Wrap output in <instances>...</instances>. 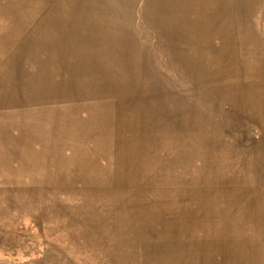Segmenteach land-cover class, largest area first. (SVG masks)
Instances as JSON below:
<instances>
[{"label": "rangeland", "instance_id": "1", "mask_svg": "<svg viewBox=\"0 0 264 264\" xmlns=\"http://www.w3.org/2000/svg\"><path fill=\"white\" fill-rule=\"evenodd\" d=\"M48 12L97 43L72 122L122 173L2 193L0 264H264V0H0V75Z\"/></svg>", "mask_w": 264, "mask_h": 264}, {"label": "crops", "instance_id": "2", "mask_svg": "<svg viewBox=\"0 0 264 264\" xmlns=\"http://www.w3.org/2000/svg\"><path fill=\"white\" fill-rule=\"evenodd\" d=\"M41 16L31 34L32 44H18V49L28 46L36 52L32 73L21 72L17 66L13 75H0V195L23 189L28 179L33 185L52 188L58 181L100 188L101 181L115 180L122 173L118 166L123 156L104 162L98 143L79 132L93 127L72 122L74 117L88 119L92 113L84 102L89 97L86 86L92 82L88 69L97 64L87 59L88 52H97V43L89 48L87 27L78 22L67 27L65 15L48 12ZM93 35L96 40L100 34ZM103 66L97 65L100 70ZM41 71L46 75L41 76ZM73 149H85L86 155L72 159Z\"/></svg>", "mask_w": 264, "mask_h": 264}]
</instances>
